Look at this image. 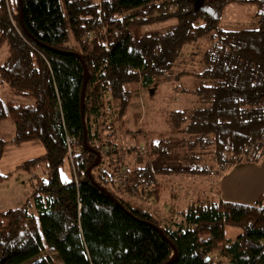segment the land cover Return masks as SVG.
I'll list each match as a JSON object with an SVG mask.
<instances>
[{"label": "trees", "instance_id": "obj_1", "mask_svg": "<svg viewBox=\"0 0 264 264\" xmlns=\"http://www.w3.org/2000/svg\"><path fill=\"white\" fill-rule=\"evenodd\" d=\"M236 1L257 6L256 27H219ZM206 35L194 105L169 111L171 136L146 139L136 162L120 138L142 132L124 127L128 105ZM2 44L0 82L31 102L0 97V120L14 125L12 142L37 140L44 153L21 164L43 169L29 198L0 211V264H264V196L225 201L217 186L264 157V0H0ZM170 138L190 164L153 167L149 157L177 148ZM162 174L204 176L211 187L164 211ZM226 226L241 233L227 239Z\"/></svg>", "mask_w": 264, "mask_h": 264}, {"label": "rangeland", "instance_id": "obj_2", "mask_svg": "<svg viewBox=\"0 0 264 264\" xmlns=\"http://www.w3.org/2000/svg\"><path fill=\"white\" fill-rule=\"evenodd\" d=\"M256 9L257 6L252 3L239 1L229 2L223 8L219 27L228 30L254 28L257 26ZM162 27V25L157 26V28ZM145 29L144 31L149 32L151 28ZM212 43L213 40L206 35L186 45L184 48L185 57L174 68L173 72L167 75L165 79L157 78L152 85L141 89L138 95L131 100L126 111L124 127L127 129H140L142 132H136L131 135L121 133L120 138L126 147L134 146L133 155L139 163L145 162L146 160L144 150L146 139L157 140L160 137L167 138L171 136L165 121L167 113L171 110L189 108L194 105L196 97L189 91L193 90L199 81L193 75V71L194 68H197L196 62L199 58V52L210 47ZM6 55L7 45L2 44L0 45V64ZM0 97L3 100L31 102L30 99H24L14 95L11 89L2 82H0ZM177 137L181 136L178 134ZM13 138L14 125L12 122L9 120H0V139L7 142L0 159V173L11 174L9 178L0 183V211L17 207L29 198L31 192L30 180L36 175H41L43 172L41 167L30 171L21 168L23 161L44 153L42 144L37 140L16 144L12 142ZM170 141H172L171 144L173 145L174 140L171 139ZM175 145L177 148H174L173 153L169 152L165 156L154 155L149 157L148 161L150 164L155 167L170 168L188 166L190 162L183 154V151L187 148L174 143ZM171 148L173 149V147ZM159 178H162V176L159 175ZM169 179L174 187H168L170 190L166 192V195L174 190L175 194L173 195L176 197L185 192L192 194L199 186L207 187L209 184V179L204 176L187 177L171 174ZM123 188L124 186L119 191H122Z\"/></svg>", "mask_w": 264, "mask_h": 264}, {"label": "crops", "instance_id": "obj_3", "mask_svg": "<svg viewBox=\"0 0 264 264\" xmlns=\"http://www.w3.org/2000/svg\"><path fill=\"white\" fill-rule=\"evenodd\" d=\"M172 24L173 22L169 21L162 24V28ZM135 161L138 162L137 160ZM161 176L162 178H160V181L164 185V196L161 198L163 201L161 209L167 211L169 204L177 202L178 199H181L180 202H184L183 205H185L187 200L191 198V196H189L190 192H188V194H186L187 192L183 194L178 193L179 196L176 197L173 195L175 194L173 190L166 195V192H169L170 190L168 187L171 186L173 188L174 185L169 179L171 175L162 174ZM208 186H199V188L195 190L196 192H209L208 190H210L211 186ZM217 186L219 189L218 195L223 200L244 204H253L258 197L261 195L264 196V157L259 163H241L233 166L219 179ZM224 233L227 239L234 240L241 233V231L236 227L226 226L224 228Z\"/></svg>", "mask_w": 264, "mask_h": 264}, {"label": "water", "instance_id": "obj_4", "mask_svg": "<svg viewBox=\"0 0 264 264\" xmlns=\"http://www.w3.org/2000/svg\"><path fill=\"white\" fill-rule=\"evenodd\" d=\"M19 2H21V0H18ZM84 75H85V79H84V81H83V84H82V90H81V97H83V94H84V90H85V86H86V81H87V79H88V77H89V73H88V71H87V69H86V66L84 65ZM82 119H83V112H82ZM84 142H85V128H84ZM99 154H97L96 155V158H95V161H94V164H97L98 162H99ZM89 169H90V167L87 169V172L89 171ZM102 189V191H104L107 195H109L110 197H112L111 196V194L108 192V191H106L104 188H101ZM113 198V197H112ZM115 201H116V199L115 198H113ZM157 228V230L161 233V235L163 236V237H165L164 236V234H163V232L158 228V227H156ZM173 247V249H174V255H173V257H172V259L170 260V262L172 261V260H174V258L176 257V249H175V247L174 246H172ZM208 259V258H207Z\"/></svg>", "mask_w": 264, "mask_h": 264}]
</instances>
